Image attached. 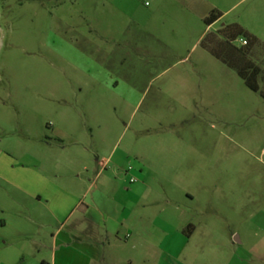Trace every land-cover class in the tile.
I'll return each instance as SVG.
<instances>
[{"label": "rangeland", "instance_id": "374dc122", "mask_svg": "<svg viewBox=\"0 0 264 264\" xmlns=\"http://www.w3.org/2000/svg\"><path fill=\"white\" fill-rule=\"evenodd\" d=\"M230 24L264 45V0H0V264L50 257L28 174L149 191L179 264H264V96L202 43Z\"/></svg>", "mask_w": 264, "mask_h": 264}, {"label": "crops", "instance_id": "0c3cea01", "mask_svg": "<svg viewBox=\"0 0 264 264\" xmlns=\"http://www.w3.org/2000/svg\"><path fill=\"white\" fill-rule=\"evenodd\" d=\"M23 180L18 183L23 191L16 194L31 203L30 221L42 229L57 221L49 260L41 258V264H179L169 247L172 240L164 248L163 231L146 237L149 191H77L70 200L72 191H62L47 175L28 174Z\"/></svg>", "mask_w": 264, "mask_h": 264}, {"label": "trees", "instance_id": "16d2710c", "mask_svg": "<svg viewBox=\"0 0 264 264\" xmlns=\"http://www.w3.org/2000/svg\"><path fill=\"white\" fill-rule=\"evenodd\" d=\"M224 13L218 8H212L204 22L210 26L219 21ZM243 36L247 41L244 46H236L234 41ZM203 47L222 63L237 71L246 86L264 96V45L258 38L246 31L239 24L223 26L217 31L209 32L203 38ZM262 48L259 62L254 59L257 51Z\"/></svg>", "mask_w": 264, "mask_h": 264}, {"label": "built area", "instance_id": "2783aa9c", "mask_svg": "<svg viewBox=\"0 0 264 264\" xmlns=\"http://www.w3.org/2000/svg\"><path fill=\"white\" fill-rule=\"evenodd\" d=\"M242 44L243 45H246L247 44V41L245 39L241 40ZM135 180H131V182H134Z\"/></svg>", "mask_w": 264, "mask_h": 264}]
</instances>
